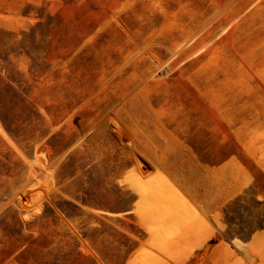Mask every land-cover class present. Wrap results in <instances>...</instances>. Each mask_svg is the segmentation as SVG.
<instances>
[{
	"label": "rangeland",
	"instance_id": "374dc122",
	"mask_svg": "<svg viewBox=\"0 0 264 264\" xmlns=\"http://www.w3.org/2000/svg\"><path fill=\"white\" fill-rule=\"evenodd\" d=\"M0 264H264V0H0Z\"/></svg>",
	"mask_w": 264,
	"mask_h": 264
},
{
	"label": "bare ground",
	"instance_id": "6f19581e",
	"mask_svg": "<svg viewBox=\"0 0 264 264\" xmlns=\"http://www.w3.org/2000/svg\"><path fill=\"white\" fill-rule=\"evenodd\" d=\"M164 232H166V231H164ZM157 234V233H156ZM160 237V236H159Z\"/></svg>",
	"mask_w": 264,
	"mask_h": 264
}]
</instances>
